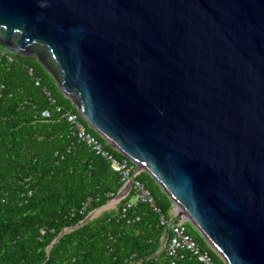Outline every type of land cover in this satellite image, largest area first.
Wrapping results in <instances>:
<instances>
[{"label":"water","instance_id":"95a60500","mask_svg":"<svg viewBox=\"0 0 264 264\" xmlns=\"http://www.w3.org/2000/svg\"><path fill=\"white\" fill-rule=\"evenodd\" d=\"M0 46L35 58L224 264H264V0H0Z\"/></svg>","mask_w":264,"mask_h":264},{"label":"trees","instance_id":"16d2710c","mask_svg":"<svg viewBox=\"0 0 264 264\" xmlns=\"http://www.w3.org/2000/svg\"><path fill=\"white\" fill-rule=\"evenodd\" d=\"M14 55L13 64L0 61V264L166 263L162 250L166 229L160 216L138 203L122 218L120 210L131 196L121 201L119 212L106 211L79 227L92 211L110 201V194L119 192L120 176L106 159L78 140L73 126L55 111L43 88L36 86L29 68L35 69V76L65 112H78L71 100L56 84L50 85L48 75L29 58ZM47 109L53 113L49 120L41 115ZM106 147L117 158L127 159ZM138 179L168 215L173 202L167 194L152 187L154 180L148 174ZM90 199V208L83 211ZM189 228L199 245L211 252L215 264H224ZM179 264L199 263L188 256Z\"/></svg>","mask_w":264,"mask_h":264},{"label":"built area","instance_id":"2783aa9c","mask_svg":"<svg viewBox=\"0 0 264 264\" xmlns=\"http://www.w3.org/2000/svg\"><path fill=\"white\" fill-rule=\"evenodd\" d=\"M6 50H0V61L6 64L15 63V55ZM29 74L30 76H34L36 86L43 88L50 104L55 108V111L73 126L78 140L85 143L97 155L106 159L110 163L112 170L120 176L122 186L117 194H110L111 199L104 206L105 208H109L107 211L119 212L118 208L121 201L131 196L132 198L127 201L120 210V214L122 218L125 219L129 210L136 204L143 203L148 205L153 212L160 216L161 225L165 226L166 233H168L167 239L165 240V236L163 238V250L167 258V262L164 264H179L185 261L188 256L195 259L199 264H215L211 252L203 249L194 239L190 232L189 226L191 225L187 217L179 216L178 207L173 204L172 210L168 215H165L150 189L138 179L140 175L138 167L128 159L117 158L112 151L108 150L106 145L89 130L88 125L85 124L86 122L78 112H65L64 108L57 103L56 98L52 96L51 92L42 86L41 79L35 76V69L33 67L29 68ZM41 115L43 119L49 120L52 118L53 113L51 110L47 109L44 110ZM91 203L92 200H88V202L84 204L83 211L90 208ZM92 212L95 215L96 210ZM137 220H139V218H137ZM130 222L131 221L128 223Z\"/></svg>","mask_w":264,"mask_h":264},{"label":"rangeland","instance_id":"374dc122","mask_svg":"<svg viewBox=\"0 0 264 264\" xmlns=\"http://www.w3.org/2000/svg\"><path fill=\"white\" fill-rule=\"evenodd\" d=\"M32 62H33V65H35L36 67H37V69H39V70H43L47 75H48V77H49V80H48V82H49V84L50 85H53V84H55L54 83V81H53V79L51 78V76L46 72V70L40 65H38L37 64V62H36V60L34 59V58H29ZM152 187L155 189V190H159V191H161L162 193H164L163 191H162V189L154 182V181H152ZM107 210H109V208H105V207H102L101 209H98V210H96V212H95V217H97V216H99V215H101V214H103L104 212H106ZM198 233V232H197ZM162 250H163V248H162Z\"/></svg>","mask_w":264,"mask_h":264}]
</instances>
